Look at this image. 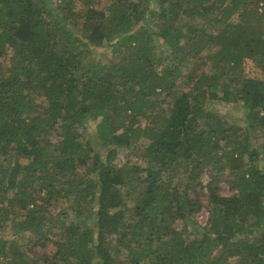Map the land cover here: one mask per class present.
Returning a JSON list of instances; mask_svg holds the SVG:
<instances>
[{
	"label": "trees",
	"instance_id": "trees-1",
	"mask_svg": "<svg viewBox=\"0 0 264 264\" xmlns=\"http://www.w3.org/2000/svg\"><path fill=\"white\" fill-rule=\"evenodd\" d=\"M250 59L264 0H0V264H264Z\"/></svg>",
	"mask_w": 264,
	"mask_h": 264
},
{
	"label": "rangeland",
	"instance_id": "rangeland-1",
	"mask_svg": "<svg viewBox=\"0 0 264 264\" xmlns=\"http://www.w3.org/2000/svg\"><path fill=\"white\" fill-rule=\"evenodd\" d=\"M101 5H105V2H102ZM260 11V10H259ZM11 54V49L8 50V53L6 54V56L2 57L6 62H8L9 56ZM248 64L247 67V71L250 74V76H256V77H264V71H262L261 69H256L255 68V64L254 62L250 59L246 61ZM205 68V70H209L210 67L209 65L203 67ZM180 87H184L187 88L186 85V79H181L180 83H179ZM215 90H219V86L215 87ZM205 106L207 108H212V107H217V108H221V109H225L228 112L227 115V119L230 122L233 123H237V124H243L242 120L239 119L240 116L243 115V106L241 104V102H231V101H226V100H220V99H215V98H211L210 100H208V102L205 104ZM83 133L86 137L89 136V128L86 127L85 129H83ZM204 179L207 180L208 179V175H204ZM221 187H222V192L225 195H230L233 193V190L230 186V183L227 182V180H223L221 182ZM208 217H209V212L208 209L206 207H204L197 216V219L199 220V222L203 225L207 224L208 222ZM2 235H5L7 237H14V231L11 227V224L9 223V225H7L6 227H4L2 229L1 232ZM17 237V235L15 236ZM50 248H52V246H50ZM232 264H239L238 262L234 261Z\"/></svg>",
	"mask_w": 264,
	"mask_h": 264
}]
</instances>
